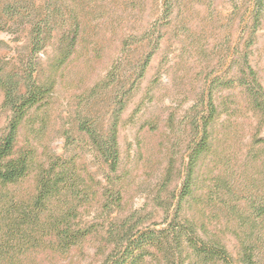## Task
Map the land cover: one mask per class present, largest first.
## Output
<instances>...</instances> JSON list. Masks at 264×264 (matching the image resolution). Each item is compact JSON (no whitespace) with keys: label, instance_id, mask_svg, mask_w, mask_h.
<instances>
[{"label":"rangeland","instance_id":"374dc122","mask_svg":"<svg viewBox=\"0 0 264 264\" xmlns=\"http://www.w3.org/2000/svg\"><path fill=\"white\" fill-rule=\"evenodd\" d=\"M30 66L49 94L16 137L32 169L0 197V264H100L119 235L176 218L204 223L236 256L233 211L264 186L263 164L251 159L264 129L244 88L256 78L264 91V0H0V69L23 90ZM3 102L0 86V138L12 115ZM211 106L210 145L181 199ZM81 124L102 138L115 129L116 172ZM59 156L80 169V190L56 198L38 230L16 235L21 203ZM76 211L89 232L60 249L50 224Z\"/></svg>","mask_w":264,"mask_h":264},{"label":"trees","instance_id":"16d2710c","mask_svg":"<svg viewBox=\"0 0 264 264\" xmlns=\"http://www.w3.org/2000/svg\"><path fill=\"white\" fill-rule=\"evenodd\" d=\"M39 49H41V40L37 35L32 39L31 51L37 53ZM34 70L33 66H30L25 72L22 90L20 82L11 78L9 74L2 73L0 69V86L4 90L3 105L12 114L6 128L7 132L0 138V197L31 173L30 155L26 152H18L15 144L19 128L29 112L41 107L49 94V89L36 83ZM244 88H246L253 114L260 118L258 128L264 129V91L256 78H253L248 87L244 86ZM210 111L209 120L203 123V139L196 143L190 156V173L181 199L190 196L193 167L200 156L208 151L210 145L207 142L209 134L207 135L206 130L214 115L213 106ZM80 127L92 139L109 171L116 172L119 166V155L115 129L109 132L107 138H102L90 127L82 124ZM258 136L257 134L252 136L253 145L259 147L258 152L251 159L254 163L263 164L264 168V161L260 162L261 152L264 153V137ZM79 170L71 160L59 156L38 173L34 194L28 198V201L26 200V204L21 203L16 235L20 234L23 228L38 230L39 222L45 225L43 216L46 217L52 212V204L56 198H75L76 191L81 188ZM262 189L261 195L247 199L244 209L233 211L238 224L237 228H239L234 231L238 241V249L234 257L230 255L219 236H210L207 233L204 223L190 218H176L165 228L138 232L133 236L127 233L118 234L119 236L113 242L115 244L113 253L100 264H264V186ZM78 216H81L78 211L69 212L63 221H58L56 225L50 224L54 227L60 249L69 250L77 247L89 232L80 223H74ZM62 225H64L63 228H60ZM11 234L14 232L12 231ZM1 244L0 237V259Z\"/></svg>","mask_w":264,"mask_h":264}]
</instances>
